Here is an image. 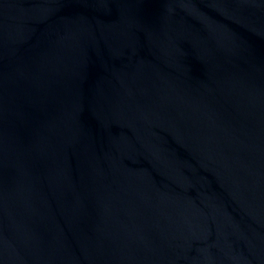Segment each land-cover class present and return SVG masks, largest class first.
Instances as JSON below:
<instances>
[{"label":"water","instance_id":"water-1","mask_svg":"<svg viewBox=\"0 0 264 264\" xmlns=\"http://www.w3.org/2000/svg\"><path fill=\"white\" fill-rule=\"evenodd\" d=\"M0 264H264V0H0Z\"/></svg>","mask_w":264,"mask_h":264}]
</instances>
